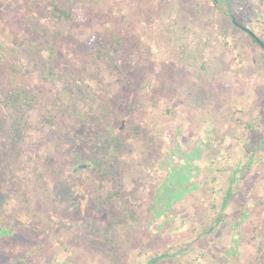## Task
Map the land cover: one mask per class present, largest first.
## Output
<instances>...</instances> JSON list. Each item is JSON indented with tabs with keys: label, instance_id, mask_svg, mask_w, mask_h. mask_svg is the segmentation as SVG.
I'll return each instance as SVG.
<instances>
[{
	"label": "rangeland",
	"instance_id": "374dc122",
	"mask_svg": "<svg viewBox=\"0 0 264 264\" xmlns=\"http://www.w3.org/2000/svg\"><path fill=\"white\" fill-rule=\"evenodd\" d=\"M54 1L0 0V50L21 45L22 73L0 91L38 100L22 142L0 139V264H264V51L230 27L239 0L227 15L212 0H85L88 26L77 9L62 41L29 42L32 25L56 31L39 9ZM243 1L264 42V0ZM119 32L137 50L93 60L92 40ZM110 191L135 215L113 233Z\"/></svg>",
	"mask_w": 264,
	"mask_h": 264
},
{
	"label": "trees",
	"instance_id": "16d2710c",
	"mask_svg": "<svg viewBox=\"0 0 264 264\" xmlns=\"http://www.w3.org/2000/svg\"><path fill=\"white\" fill-rule=\"evenodd\" d=\"M84 4L85 0H61L49 2L44 6L40 7V11L43 13V15L46 16V19H48L56 27V31L51 32L48 29L32 25L33 32H35L36 34H29L30 38L28 41L39 42L41 38H50L54 42H60L65 38V36L60 32L61 29L58 28L59 25L68 27L70 26L69 28H72L74 23L77 22L78 16L80 19L79 22H81L82 26H88V21L87 19H85L84 16ZM212 4L220 14L227 15L230 13L231 6L227 2V0H212ZM247 7L248 5L243 0H239L238 10L240 14H234V16L239 19L238 23L241 25L246 24V11H244V9ZM77 9H79L78 12L80 15L78 14L76 18L75 16ZM99 17L101 18V16ZM229 23L233 31H242L239 27L233 25L231 20ZM246 35L248 39H250L253 43L257 45V43L248 34ZM92 41L93 46L91 50L93 51V53L90 52V56L95 61L105 56L103 53L105 50H112L113 54H116L117 52L125 54L127 50L135 52L138 46L137 41H131L129 42V44H127L125 34L122 32L113 35L109 38L108 41L104 39H101V41L99 39H95ZM20 47L21 45H19L18 48L16 47L5 51L0 50L1 79L4 78V80H7V78H5V75L7 76L8 73L9 76L12 78L11 81H13L15 78H17V75L22 74L17 64H14L11 61V59L18 60V54H20ZM45 51L47 52L46 58L49 66V71L52 72L51 75L56 74L58 78L65 77V75L61 74L60 72H54V65L60 62L58 57V49L55 47H49ZM70 79L73 81L72 77ZM202 91L203 88H201L200 86L189 88L188 99L189 104L191 106L195 107L199 105V101L202 97ZM37 104L38 100L36 95L29 94L25 88L2 89L0 91V139H6L7 141L12 140L16 144L21 143L24 138L22 129L28 123L29 114L37 106ZM113 145L117 146V148L120 149L123 147L124 141L121 138L115 136L113 138ZM113 191H110L106 197L107 206L111 208V210H113L114 212L113 215L110 217L111 219L109 220L107 226V229L111 233L115 232V227L121 226V223H125L126 225L128 221L135 220V215L133 213L126 212L127 210H125V205L123 209H121L117 205H111V202H113L115 197H117V192ZM118 215L121 217V219H118ZM4 231V229L0 228V235ZM105 241L112 242V240L108 239L107 237L105 238ZM155 260L156 259L151 261L150 264H152Z\"/></svg>",
	"mask_w": 264,
	"mask_h": 264
},
{
	"label": "water",
	"instance_id": "95a60500",
	"mask_svg": "<svg viewBox=\"0 0 264 264\" xmlns=\"http://www.w3.org/2000/svg\"><path fill=\"white\" fill-rule=\"evenodd\" d=\"M231 21L233 25L239 27L244 33L248 34L257 43V45L264 51V42L252 30H250L244 25L237 23L234 17L231 18ZM78 168L80 169L81 167Z\"/></svg>",
	"mask_w": 264,
	"mask_h": 264
}]
</instances>
